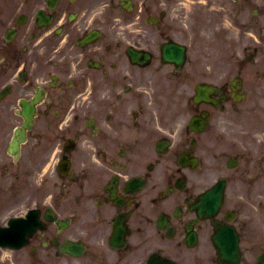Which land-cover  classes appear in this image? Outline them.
<instances>
[{
  "label": "flooded vegetation",
  "instance_id": "flooded-vegetation-1",
  "mask_svg": "<svg viewBox=\"0 0 264 264\" xmlns=\"http://www.w3.org/2000/svg\"><path fill=\"white\" fill-rule=\"evenodd\" d=\"M11 223L0 264H264V0H0Z\"/></svg>",
  "mask_w": 264,
  "mask_h": 264
},
{
  "label": "rangeland",
  "instance_id": "rangeland-1",
  "mask_svg": "<svg viewBox=\"0 0 264 264\" xmlns=\"http://www.w3.org/2000/svg\"><path fill=\"white\" fill-rule=\"evenodd\" d=\"M215 53H216V52H212L211 54L214 56ZM218 53H219V52H218ZM214 61H216V59H215Z\"/></svg>",
  "mask_w": 264,
  "mask_h": 264
},
{
  "label": "water",
  "instance_id": "water-1",
  "mask_svg": "<svg viewBox=\"0 0 264 264\" xmlns=\"http://www.w3.org/2000/svg\"><path fill=\"white\" fill-rule=\"evenodd\" d=\"M203 208H205L204 205H203Z\"/></svg>",
  "mask_w": 264,
  "mask_h": 264
}]
</instances>
